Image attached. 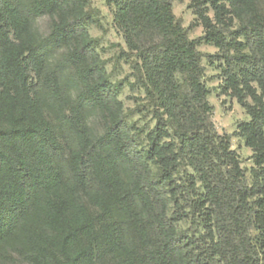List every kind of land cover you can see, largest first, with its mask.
I'll use <instances>...</instances> for the list:
<instances>
[{"label": "trees", "instance_id": "trees-1", "mask_svg": "<svg viewBox=\"0 0 264 264\" xmlns=\"http://www.w3.org/2000/svg\"><path fill=\"white\" fill-rule=\"evenodd\" d=\"M90 1L0 0V264H264V0H194L196 39L173 0H107L136 52L131 108ZM202 41L252 116L249 176L212 121Z\"/></svg>", "mask_w": 264, "mask_h": 264}, {"label": "rangeland", "instance_id": "rangeland-1", "mask_svg": "<svg viewBox=\"0 0 264 264\" xmlns=\"http://www.w3.org/2000/svg\"><path fill=\"white\" fill-rule=\"evenodd\" d=\"M194 0H173V11L177 18L181 19L190 39H196L206 34V27L193 6ZM90 6L94 9V17L85 20L91 36L97 39L96 50L106 61L107 72L115 82L123 81L119 99L125 108L134 107L144 98V91L135 83L131 59L136 57L127 43L123 30L116 21V7L107 0H91ZM208 15L215 20V11L210 7ZM40 30L45 34L62 28L59 15L46 13L38 19ZM67 47V45L65 44ZM202 52V65L204 79L210 88L209 101L212 106V121L220 135L226 136L231 148L238 154L241 167L249 176L258 167L256 149L250 145L243 135V128L250 123L252 116L247 109L233 95L231 90L224 88L221 49L215 44L202 41L198 46ZM62 49H60V55ZM59 54V53H58ZM251 101V99H250ZM136 119L139 116H135ZM146 119L141 123L145 124ZM154 121H151V125ZM15 260L11 264H31L22 257L14 255Z\"/></svg>", "mask_w": 264, "mask_h": 264}]
</instances>
